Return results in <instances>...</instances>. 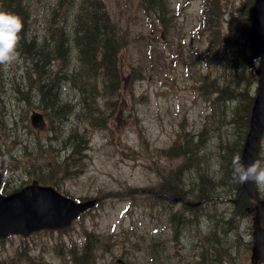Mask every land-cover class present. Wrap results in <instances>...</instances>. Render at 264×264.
Segmentation results:
<instances>
[{"label":"trees","instance_id":"trees-1","mask_svg":"<svg viewBox=\"0 0 264 264\" xmlns=\"http://www.w3.org/2000/svg\"><path fill=\"white\" fill-rule=\"evenodd\" d=\"M32 1L0 0V10L18 15L23 22L19 62L9 67L0 66V146L4 148H0V155L7 159L8 172H17L21 159L12 152L11 144L15 141L12 138L13 133L9 132L13 127L9 126L16 123L19 116L17 114L21 112H16V116L12 115L8 103L13 100L16 109L21 104L26 111H42L48 125V142L52 141L50 135L54 134L55 127L62 126L60 130H67L66 138L62 137L59 146L64 147L65 154L62 159H58L51 151L49 159L46 149L39 148L36 154L27 155L25 168L30 169L31 162H37L44 167L52 166V174L45 176L48 178L44 180L39 178V181L57 187L56 176L71 174L75 163L80 165L82 158L86 157L92 133L108 125L109 119L121 107V54L129 44L130 37L126 29L110 20L103 0H55L49 12L43 15V21L39 23L32 13ZM204 1L208 9L204 11L202 18L205 29L208 28L212 34L218 35L223 14L219 17L214 11L217 10L216 7L222 8L226 4L221 0ZM147 2L151 10L160 13V7L163 6L161 0ZM143 6L147 8L146 5ZM250 8L251 4L239 20L243 23L241 29L244 42L235 41L234 53L225 63L219 64V72L211 74L217 68V65H213L203 75L201 85L198 86L199 94L205 101H210L209 114L205 116L199 132H183L170 146L160 150L159 157L148 154L147 168L154 169L162 177V181L151 186L152 189L163 188L179 195L178 191L182 190L181 186L184 184L176 168L182 162H189L197 168L200 184L195 180L197 189L189 188L187 193L194 200L204 201L208 206L214 207V221L218 226L215 229L209 227L210 231L207 229L203 235L199 234V243L196 245L199 257L195 264L235 262L225 249L226 236L229 231L234 230L231 227L238 221L236 217H242L240 212L247 215L242 206L254 204L242 191L241 183L234 182L232 178V162L240 158L249 128L257 80L254 66L248 67L245 63ZM224 13H227V9ZM230 14L233 17V13ZM210 24L213 26L210 27ZM71 44H74L75 56H70ZM66 88H75L77 92H67ZM70 116H74L76 124L66 127V120ZM23 124L28 126L26 120ZM10 139L13 141L10 142ZM151 159H155L157 163L161 161L163 165L168 163V166L155 169ZM11 186L5 185L3 191L8 192ZM13 190L14 187L11 191ZM235 196H238V208L230 212L232 218L231 215L225 218L224 213L218 210V198ZM209 197L214 202L209 201ZM199 212V217L206 216L204 220H212L209 210L203 214ZM186 221L188 220L183 218L181 224ZM198 226L199 231H204L201 220L198 221ZM206 237H210L206 240L207 244L201 245ZM115 244V239L104 240L95 232L85 231V240L81 247L71 240V247L67 250L69 261L71 264H80L82 259L83 264H95L96 254L100 252L98 250L108 251ZM241 248L242 245H239L236 252L244 264L248 253ZM20 252L21 249V256ZM126 252L130 253L129 250ZM159 254L151 253L152 264H161ZM0 264L14 263L11 260Z\"/></svg>","mask_w":264,"mask_h":264},{"label":"rangeland","instance_id":"rangeland-1","mask_svg":"<svg viewBox=\"0 0 264 264\" xmlns=\"http://www.w3.org/2000/svg\"><path fill=\"white\" fill-rule=\"evenodd\" d=\"M49 1L33 0L31 3L32 12L40 14L44 4ZM165 1L172 9L174 16L170 22H167V27L163 28L154 17L147 16L143 12L138 5L139 0H104L110 16L127 27L133 38L121 56L122 77L126 86L122 88L123 106L121 111L115 113L110 125L113 129L112 141L114 144L109 143L104 131L93 133L85 157V166L82 167L83 171L77 174L75 171L79 164L75 163L71 169L75 173L63 177L56 176L60 179L61 188L69 194L76 197L101 196L103 201L90 209V212L83 218L76 220L68 231L45 232L43 230L28 238L20 236L7 238L6 241L0 243V261L13 260L14 264H71L67 254V250L71 247V240L75 242L76 246H79L83 240L80 238L84 230H90L103 236H115L119 242L116 249L112 250L115 255L114 260L113 257L112 259L110 257L111 251L102 252L97 264H117L116 258H121L123 255L128 259L124 260L125 264H148L149 256L146 253V247L151 240L150 237L152 235V238L162 237L163 228L157 220L146 216V208L130 207L127 204L125 187L139 188L151 185L156 181L150 171L146 169L149 163L148 154L159 157L160 150L169 146L176 138L177 133L181 130L180 124L194 131L201 127L208 108L197 95L194 70L197 71L198 64L195 62L201 58L202 54L208 52L213 55L217 52L219 55L231 54L235 50L237 42H244L245 38L242 36L241 29L243 23L239 20L244 16V10L251 2V0H221L225 2L226 6L215 8L217 10L214 12L218 13L219 17L227 9V14L222 16L220 23L222 31L229 35L228 44H225L221 38L219 41L217 38L209 41L205 32L196 31L195 25L198 24L201 15L202 0ZM230 12L238 19H232ZM200 67L205 71L204 63H201ZM132 68H136L135 74H140L141 77L138 79L133 77L130 81L129 76ZM8 106L14 116H16V112H21L17 114L19 116L16 123L9 126L13 127L9 131L11 134L13 133L12 138L20 140L21 146L33 147L35 143L25 140L31 133L22 127V119H25V114L28 111L21 104L16 109L13 100L8 103ZM73 123L74 116H70L66 120L65 126H71ZM47 129L48 125L45 124L44 128L39 130L40 138L45 136ZM60 129L62 126L54 128L56 138L53 141L48 142L45 137L40 139L41 144H37V148H46L49 154L55 147H59L62 137L66 138L67 135V130ZM12 141L10 139V142ZM11 145L14 146V153H20V147L16 146L15 148L14 144ZM127 146L136 150L134 154L129 153L130 157L126 155ZM48 158L44 157V159ZM151 162L154 163L155 169L168 166V163L163 165L161 161L157 163L155 159H151ZM257 162L264 166V133L260 141ZM31 165L32 171L28 174L19 171L18 177L13 182L18 184L24 181L23 179L27 176L35 173L41 174L40 172H43L42 170L45 168L37 162H31ZM35 167H39V169L35 170ZM177 167L176 171L179 176L184 178L185 183L191 181L193 188L197 187L195 180L198 185L200 184L197 168L189 162H182ZM185 188L188 189L189 186L186 185ZM258 190L262 192L260 189ZM211 198H208L209 201H212ZM200 205L202 203H199L198 206ZM205 205L208 208L202 206L199 209V214L209 210L212 220L207 218V228L208 230L209 227L215 229L218 225L214 221V207ZM230 206L224 201H217L218 210L224 213L225 218L229 216ZM157 210L161 213L163 209L159 206ZM230 215L232 218L233 215ZM236 218L238 221L234 222L231 227L234 230L229 231L226 236L225 249L230 253L231 260L235 261L233 264H243L236 249L239 245H242V248L248 245L251 232H248L247 228L251 227V222L248 218L241 217L239 219L238 216ZM160 221L162 222V219ZM181 221L179 227L183 231L187 227L188 221L183 224ZM199 229L197 222L188 230L194 235V243L192 239L188 244V250L191 252H188L186 257L192 264L199 257L196 249L200 237ZM203 230L206 233V227ZM208 238L210 237L204 238L201 245L207 244ZM183 244L186 245L187 240H184ZM19 249H21V256ZM125 249H130L131 253H126ZM172 252L173 249L170 246L169 253ZM164 254L169 257L167 250ZM79 262L83 264L82 259ZM172 262L177 264L173 258ZM257 262L258 260L254 264L264 263ZM244 264H250L249 257Z\"/></svg>","mask_w":264,"mask_h":264},{"label":"water","instance_id":"water-1","mask_svg":"<svg viewBox=\"0 0 264 264\" xmlns=\"http://www.w3.org/2000/svg\"><path fill=\"white\" fill-rule=\"evenodd\" d=\"M250 54L246 59L252 65L255 57H260L257 76V93L253 102L249 121V130L245 138L241 159L245 164L255 161L260 136L264 130V0H255L251 10L248 32ZM30 120L34 126L44 123L42 114L32 113ZM4 159L0 157V183ZM249 196L258 205L253 218L252 259L264 260V200H259L255 186L243 184ZM95 200L76 203L61 196L51 186H40L35 182L19 191L4 195L0 193V238L9 234L29 235L40 229H59L69 226L74 218Z\"/></svg>","mask_w":264,"mask_h":264},{"label":"clouds","instance_id":"clouds-1","mask_svg":"<svg viewBox=\"0 0 264 264\" xmlns=\"http://www.w3.org/2000/svg\"><path fill=\"white\" fill-rule=\"evenodd\" d=\"M23 29L21 18L8 11L0 10V66L9 67L20 60V33ZM259 59L254 61L255 64ZM234 182L251 183L264 191V166L256 161L245 164L241 158L232 162Z\"/></svg>","mask_w":264,"mask_h":264},{"label":"flooded vegetation","instance_id":"flooded-vegetation-1","mask_svg":"<svg viewBox=\"0 0 264 264\" xmlns=\"http://www.w3.org/2000/svg\"><path fill=\"white\" fill-rule=\"evenodd\" d=\"M24 182H28V180H25ZM24 185H26V184H24ZM166 194H168V193H166ZM163 197H164V203L167 201V200H169V199H167L166 200V195H163ZM171 197H172V199H174V198H176V197H173L172 195H171ZM232 201V200H231ZM235 202V203H234ZM232 203H233V205H235L236 203H238V198L237 199H235V201L233 200L232 201ZM181 205H187V206H191V207H193L185 198H181L180 200H178V202H175L174 204H173V206H172V210H171V208H170V210L171 211H173V210H175V209H177L179 206H181ZM164 210V212H166V213H168L169 211L167 210V208L166 209H163ZM245 218V217H244ZM165 224H167V223H165ZM170 225V224H169ZM169 228H171V225H170V227ZM181 235H182V232H181Z\"/></svg>","mask_w":264,"mask_h":264},{"label":"bare ground","instance_id":"bare-ground-1","mask_svg":"<svg viewBox=\"0 0 264 264\" xmlns=\"http://www.w3.org/2000/svg\"><path fill=\"white\" fill-rule=\"evenodd\" d=\"M183 220V219H182Z\"/></svg>","mask_w":264,"mask_h":264}]
</instances>
